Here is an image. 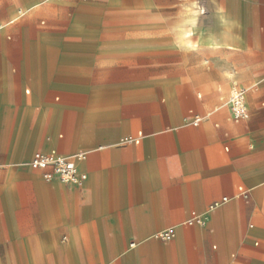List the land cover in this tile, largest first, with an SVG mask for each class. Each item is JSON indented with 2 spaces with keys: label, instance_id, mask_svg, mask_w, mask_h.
<instances>
[{
  "label": "crops",
  "instance_id": "0c3cea01",
  "mask_svg": "<svg viewBox=\"0 0 264 264\" xmlns=\"http://www.w3.org/2000/svg\"><path fill=\"white\" fill-rule=\"evenodd\" d=\"M184 6L0 0V264H264V0ZM51 151L82 186L30 166Z\"/></svg>",
  "mask_w": 264,
  "mask_h": 264
},
{
  "label": "built area",
  "instance_id": "2783aa9c",
  "mask_svg": "<svg viewBox=\"0 0 264 264\" xmlns=\"http://www.w3.org/2000/svg\"><path fill=\"white\" fill-rule=\"evenodd\" d=\"M247 92L248 89L238 85H233L229 91L226 103L229 107L230 119L236 123L247 120L250 116L247 105ZM192 114L191 123L194 126L200 125V123L209 116ZM141 138L142 132H139L138 136L128 135L123 137L120 142L127 145L140 144ZM86 157V152H79L74 155H62L57 151L48 153L38 152L34 155L29 164L34 170L41 171L44 180L47 182L59 181L63 184L80 187L88 178V174L83 172L79 167L80 162L86 159ZM237 196L244 200H249L250 192L240 186ZM227 201H229V198L225 197L222 203ZM219 205V203H216L210 206V209H214ZM205 221L206 216L204 214L193 211L185 223L189 226H194L204 225ZM174 236L175 232L173 228L167 229L157 235L159 239L164 241L171 240Z\"/></svg>",
  "mask_w": 264,
  "mask_h": 264
},
{
  "label": "rangeland",
  "instance_id": "374dc122",
  "mask_svg": "<svg viewBox=\"0 0 264 264\" xmlns=\"http://www.w3.org/2000/svg\"><path fill=\"white\" fill-rule=\"evenodd\" d=\"M215 1H217L220 4H222V0H215ZM191 2L192 1H190V0H183V3L187 5V6H184V8L189 9L192 12L197 10L198 11V17H199V22L201 23V26L205 27V25L207 23V9H208V5H212L213 4V0H194L193 4ZM199 6H202L201 9L205 10V13H200V7ZM173 10H174V8L172 7L169 12H173ZM168 14H170V13H168ZM198 92H200V91H197V93Z\"/></svg>",
  "mask_w": 264,
  "mask_h": 264
},
{
  "label": "bare ground",
  "instance_id": "6f19581e",
  "mask_svg": "<svg viewBox=\"0 0 264 264\" xmlns=\"http://www.w3.org/2000/svg\"><path fill=\"white\" fill-rule=\"evenodd\" d=\"M201 8L202 7L200 6V13H205V10H202ZM184 20H186V21H188L190 23H194L196 21V15H187V16H185ZM184 41H188V40H184ZM189 41H190V39H189ZM187 43H189V42H187ZM192 44H193V41H192Z\"/></svg>",
  "mask_w": 264,
  "mask_h": 264
}]
</instances>
